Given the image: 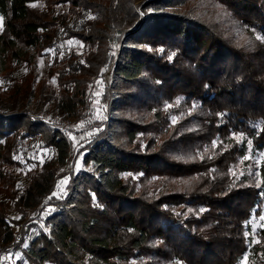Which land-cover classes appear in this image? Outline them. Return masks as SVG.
Instances as JSON below:
<instances>
[{
    "label": "trees",
    "instance_id": "16d2710c",
    "mask_svg": "<svg viewBox=\"0 0 264 264\" xmlns=\"http://www.w3.org/2000/svg\"><path fill=\"white\" fill-rule=\"evenodd\" d=\"M36 2L53 22L33 15ZM62 3L70 6L69 15L54 16L53 6ZM175 5L158 1L141 27L120 39L115 94L107 99L110 120L99 125L85 156L100 175L83 171L72 180L50 236L35 239L27 250L31 261L237 264L250 253L251 264H264V228L253 244L248 225L255 207L260 213L264 204V0H209L211 10L225 8L222 21L213 22L172 11ZM131 12L132 0H0V43L17 59V49L49 50L58 38L94 45L109 40L103 27H131ZM16 65H25L26 73L6 88L0 85L5 244L15 239L8 202L19 214L35 209L54 181L51 165L44 163L18 186L10 171L20 166L17 141L41 136V147L54 148L61 164L69 156L67 138L44 121L52 117L29 106L36 101L40 111L51 106L50 114L77 117L84 104L77 76L88 75L65 64L56 71V90L31 57ZM3 66L2 72L18 71ZM250 153L260 157L259 183L240 165ZM124 174L138 179L125 181Z\"/></svg>",
    "mask_w": 264,
    "mask_h": 264
},
{
    "label": "rangeland",
    "instance_id": "374dc122",
    "mask_svg": "<svg viewBox=\"0 0 264 264\" xmlns=\"http://www.w3.org/2000/svg\"><path fill=\"white\" fill-rule=\"evenodd\" d=\"M161 0H132V12L133 23L131 27L120 28L115 31H111L105 27L103 30L107 31L109 40L99 41L97 44H90L86 40L73 39L71 41H64L63 38H58L57 42L52 49L43 50L38 52L34 49L21 48L17 49L22 55V59L13 58L11 52L4 51V47L0 43V85L6 88L12 83L14 78L20 79L27 71L25 65L17 66L16 64H27V61L31 60L33 63L38 64L39 73L41 78L45 79L49 86L54 89H58L56 77L58 71L65 64H75L76 68L85 70L88 75H80L78 73L77 81L82 83V90L84 92L83 101L84 104L78 110V116L74 118H63L58 114L52 113L51 106L46 107L44 111L38 110V104L33 101L29 109L33 112L48 114L53 118H58L60 123L63 125L64 121H73L72 125H68L66 131L62 135L65 136L69 143V156L64 164L58 161L57 153L52 147H41L40 140H33L31 138L19 139L16 143L15 148L19 150L18 154L14 156L15 160L19 162L20 166L11 169L13 177L18 180V186L24 187L29 180V174L42 167L44 163L51 165V171L54 173V181L51 191L35 209L25 211L22 214L17 213L12 203L8 202L7 205V221L8 225L12 227L15 235L14 241L9 244H5L0 240V264H39L31 261L27 250L31 246L32 242L37 238L43 236H50L52 218L59 212L62 205L65 206L66 200L70 195L71 182L81 172L99 176L100 172L94 162H85V156L87 149L89 148L88 143L93 136L101 129L99 125L109 122L110 117L107 116L108 102L107 99L111 95L114 96L115 92L113 88L115 86L114 79V66L118 58L119 50L121 47V41L126 34L136 31L141 27L143 22L147 19V15L155 11L156 3ZM178 4L173 6L172 11H180L192 16H201L209 21H222V12L225 10L224 7L219 6L218 12L211 10L206 4L209 0H170ZM33 15L40 17L44 22H53L52 16H46L49 12L41 2H36L31 5ZM70 6L68 4H57L53 6L52 11H55L54 16L58 13L65 16L69 15ZM217 13V14H216ZM70 20L72 17H69ZM0 19L2 17L0 16ZM124 26V25H123ZM4 35V22L2 19V27H0V36ZM3 64H8V67L15 66L18 71H4L1 69L4 67ZM7 66V65H6ZM15 68V69H16ZM79 71V72H80ZM97 113L104 117V119H98ZM119 116V115H113ZM51 118H45L46 121ZM111 124V123H110ZM113 124V123H112ZM111 124V125H112ZM58 125L54 127L58 128ZM93 133V135H89ZM22 141L23 145L18 143ZM260 162V157L250 155L244 162H241L244 171L252 181L259 183L258 171L256 167ZM79 169V170H77ZM68 179L65 188V192L61 193L62 198L53 197V192L59 191L57 185L62 179ZM122 178L125 181L132 180L136 181L138 175L124 174ZM51 197V199H50ZM6 199L5 196L1 197ZM96 200L94 199V202ZM64 203V204H63ZM257 207V206H256ZM255 207V210H256ZM53 209L50 213L47 209ZM254 212L251 214L248 225L250 227V238L253 244L260 242L259 232L264 228V204L261 206V212ZM19 254V255H17ZM247 256V261H244V257ZM241 261L237 264H251L250 253H246ZM44 264H56L52 262H46Z\"/></svg>",
    "mask_w": 264,
    "mask_h": 264
},
{
    "label": "snow or ice",
    "instance_id": "6c2138e0",
    "mask_svg": "<svg viewBox=\"0 0 264 264\" xmlns=\"http://www.w3.org/2000/svg\"><path fill=\"white\" fill-rule=\"evenodd\" d=\"M89 19H91L92 17H88ZM0 27H2V19H0ZM256 39L257 40H260V39H262V37L261 36H256ZM175 55V53H173L172 54V56H174ZM172 57L170 56L169 57V59H171ZM193 107H195V105L193 106ZM97 118L98 119H104V117L103 116H101L99 113H97ZM173 123H175V118H173ZM89 135H93V133H89ZM214 146H215V142H214ZM201 158H203V157H201ZM247 158V157H246ZM77 170H79V169H77ZM68 184V179L67 178H65V179H62L60 182H59V184L57 185V188L59 189V191H57V192H53V194H52V196L53 197H56V198H62L61 197V193H64V194H66V192H65V188H63V187H61L62 185L63 186H66ZM50 199H51V197H50ZM51 211H53V209H51V208H49V209H47V212L48 213H50ZM261 220H264V217H261L260 218ZM129 231H132L131 229H129ZM246 235H247V233H246ZM256 243H259V241H256ZM17 255H19V254H17ZM247 256H245L244 257V261L246 262L247 261ZM176 264H180V262H176Z\"/></svg>",
    "mask_w": 264,
    "mask_h": 264
},
{
    "label": "built area",
    "instance_id": "2783aa9c",
    "mask_svg": "<svg viewBox=\"0 0 264 264\" xmlns=\"http://www.w3.org/2000/svg\"><path fill=\"white\" fill-rule=\"evenodd\" d=\"M46 122H47L49 125H51V126H55V125H58V124L60 123L59 119H58V118H55V117H53V118H51V119H48ZM72 124H73V121H72V120H70V121H64V122H63V125H58V129H59L61 132L64 133V132L66 131L68 125H72ZM18 144H19V145H23V142L20 141Z\"/></svg>",
    "mask_w": 264,
    "mask_h": 264
}]
</instances>
